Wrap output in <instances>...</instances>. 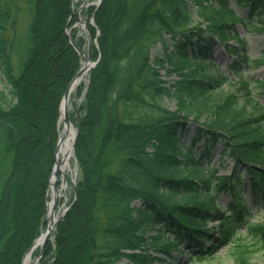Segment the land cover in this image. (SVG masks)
Here are the masks:
<instances>
[{
    "label": "trees",
    "instance_id": "obj_1",
    "mask_svg": "<svg viewBox=\"0 0 264 264\" xmlns=\"http://www.w3.org/2000/svg\"><path fill=\"white\" fill-rule=\"evenodd\" d=\"M232 1L247 10L245 18L229 0H103L93 11L96 28L88 29L98 63L88 74L82 117L72 119L81 178L40 264H117L121 257L150 264L151 250L171 255L192 247L202 260L240 242L242 225L264 241V224H248L241 185L249 178L264 201V109H249L251 83L242 73L243 65L263 61L249 58L236 31L237 22L264 27V0ZM73 3L0 0L7 79L0 90V264H22L48 225L61 102L83 60L72 43L83 52L86 45L71 28ZM23 8L31 10L29 38L13 71L10 31ZM218 43L234 56L226 71L213 61ZM161 72L179 79L166 81ZM224 82L237 90L225 93ZM165 100H175L177 110ZM217 147L235 163L230 176L204 166ZM222 192L232 196L225 209L216 202ZM152 229L157 235L149 238ZM247 252L239 253L240 264Z\"/></svg>",
    "mask_w": 264,
    "mask_h": 264
},
{
    "label": "rangeland",
    "instance_id": "obj_2",
    "mask_svg": "<svg viewBox=\"0 0 264 264\" xmlns=\"http://www.w3.org/2000/svg\"><path fill=\"white\" fill-rule=\"evenodd\" d=\"M230 1V7L233 9L236 15L239 17L245 18L247 15V10L242 9L236 6L232 0ZM96 0H75L73 5L71 6L72 17L76 16V22L73 24L71 28L76 29V33L82 37L86 41L85 55L91 54L92 60H94V43L89 34L90 22L93 20L94 12L99 8L96 7H83L86 3H95ZM89 8V9H88ZM92 11L89 15L84 16L82 11ZM20 11V14L17 17V22L15 24L14 30L10 31V37L16 38V45L13 52L10 54V62L12 70L15 71L18 69V61H19V51L24 47L29 38V24L31 20V10L28 8H23ZM80 11V12H78ZM94 11V12H93ZM196 7H193V18L194 20H198V16L195 13ZM79 18L86 23V32L82 27ZM92 27V26H91ZM236 31L241 41L245 43V51L247 52L249 58L251 60L263 61L262 63H257L252 65V67L247 70L243 65L242 73L246 77L247 80L251 83V102H249L248 107L250 110L254 109H264V27H261L258 22L249 23L248 25L241 24L237 22ZM88 39L91 41V50L88 47ZM233 44H237V42L233 41ZM87 47V48H86ZM159 48L155 47L151 51L152 57L157 55ZM213 61L216 66L221 67L226 71L227 63L230 64L233 61V58H229L225 47L223 44L218 43L213 49ZM163 75V79L168 81L171 79H179V76L166 77L164 72H161ZM89 82V76L85 79V81L81 84L84 85V89L81 94H77V91L73 94L70 106V119L74 126L78 129L73 120H79L82 117V103L84 99V91ZM171 84V83H170ZM7 79L4 77L2 71L0 70V90L4 91L6 89ZM170 86V85H169ZM222 89L224 92H230L232 89H236L232 86V84L228 82H224L222 85ZM166 105L169 110H177L178 104L175 100H165ZM73 117V118H71ZM73 119V120H72ZM194 125H189L188 133L184 138V142H188V137L192 135L194 131ZM75 148V147H74ZM204 166L207 167L211 171H218L217 175L219 177L230 176L234 172L235 163L233 160L228 157L222 158L220 155V147H217L213 155L210 159L209 163H204ZM65 180V183H58L60 189L64 186V190L62 191L61 197L58 199L56 205L57 212H63L66 210L73 199L75 198L77 192V185L81 178V170L78 164V160L76 158L75 150L74 156L71 160V170L67 171L64 175L61 176V179ZM62 183V184H61ZM65 184V185H64ZM243 189V199L246 203V206L249 210V215L251 220L249 223L252 224H261L264 220V201L261 199L259 194L253 193L252 184L250 183L249 178H244L242 182ZM50 195V194H49ZM217 205L222 207L223 209L227 208L230 203H232V196L227 192L218 193L217 195ZM139 205V202H137ZM208 228L217 227L218 223H208ZM248 225H242L239 228V236L242 238L240 242H236L233 240L231 244L219 249L215 256L212 258H203L202 260H197L194 258L195 248H191L185 253L181 254V252H174L171 255H166L161 252H157L154 250L149 251V254L154 258L150 264H240L237 261L239 258V253L244 250H248V252L244 255L246 264H264V241L257 239L251 235H249ZM157 235V230L152 229L148 232L147 236L149 238H154ZM218 237V235H216ZM50 241H54L53 235L50 238ZM207 246V243L204 244ZM242 245V246H240ZM195 250V251H194ZM117 264H130L129 260L126 257H121Z\"/></svg>",
    "mask_w": 264,
    "mask_h": 264
},
{
    "label": "bare ground",
    "instance_id": "obj_3",
    "mask_svg": "<svg viewBox=\"0 0 264 264\" xmlns=\"http://www.w3.org/2000/svg\"><path fill=\"white\" fill-rule=\"evenodd\" d=\"M99 0H96V4ZM83 60H82V66H81V72L76 79V81L73 83L70 91H69V97L63 102L62 105V114L61 119L59 122L60 125V138H59V146L55 154V169L54 173L52 174L51 181H50V199L48 201V226L46 230H44L43 236L36 241L33 248L29 250L28 254L25 257L24 264H37V256L41 250V247L43 245L44 239L46 236L48 238L51 237L54 229L55 224L62 212L56 211V205L58 202V199L61 197L62 191L64 190V186L60 189L58 183L60 181L62 183H65V180L61 176L69 170H71V160L74 156V148H73V141L76 135V128L72 125H68L65 121L64 114L66 112L69 113L70 106H71V100L73 94L77 91L78 87L85 81L87 78L90 70L92 61L89 58V56L83 54ZM60 180V181H59ZM61 183V184H62ZM65 185V184H64ZM48 230V231H47Z\"/></svg>",
    "mask_w": 264,
    "mask_h": 264
},
{
    "label": "water",
    "instance_id": "obj_4",
    "mask_svg": "<svg viewBox=\"0 0 264 264\" xmlns=\"http://www.w3.org/2000/svg\"><path fill=\"white\" fill-rule=\"evenodd\" d=\"M102 2H103V0H99L97 4H95V3H93V4H87V3H86L85 5L96 6L97 8H99ZM79 21H80V23L83 25L84 30L86 31V23H84L80 18H79ZM90 25L93 26V27H95V25H94V20H91ZM67 36L70 38V35H69L68 32H67ZM88 43H89V50H91V41H90V39H88ZM73 46L77 49V47H76L75 44H73ZM77 51L79 52L78 49H77ZM82 55H83V54H82ZM89 58H90L91 61H92V65H91V69H92V68H94V67L97 65L98 61H97V62H93L91 54H89ZM80 72H81V69H80V71L78 72V74L76 75V77L73 79V81L70 83V85H69V87H68V89H67V91H66V93H65V95H64V97H63V99H62V103H61V107H60L61 114H62V105H63V102H64L66 99H68V97H69V91H70V89H71L73 83H74V82L76 81V79L78 78ZM64 115H65L64 118H65L66 123H67L68 125H72L73 123L71 122V119H70V115H69V113L66 112ZM73 126H74V124H73ZM74 127H75V126H74ZM75 128H76V127H75ZM76 131H77V132H76V135H75V138H74V141H73V148H74L75 145H76V141H77V137H78V133H79V130H78L77 128H76ZM59 141H60V140H59ZM58 146H59V142H58V144H57L56 151H57V149H58ZM54 169H55V167H54ZM53 173H54V171H53ZM53 173H52V174H53ZM50 181H51V179H50ZM67 210H68V209L64 210V211L60 214V216L58 217V219H57V221H56V224H57V222L59 221V219H60L62 216L65 215V213L67 212ZM48 215H49V211H48V204H47V219H48ZM56 224H55V226H56ZM55 226H54V227H55ZM47 231H48V230H47ZM42 236H43V233L41 234V236H40L39 238H41ZM39 238H38V239H39ZM38 239H37L36 241H38ZM48 239H49L48 236H46L45 239H44L43 245H42L41 250H40V252H39V254H38V256H37V259H36V260H37V264L40 263L41 259H42L43 256H44V249H45V245H46ZM36 241L34 242V244L36 243ZM34 244L32 245L31 249L33 248ZM27 254H28V253H26V255H27ZM26 255L24 256L23 264H24V260H25Z\"/></svg>",
    "mask_w": 264,
    "mask_h": 264
}]
</instances>
